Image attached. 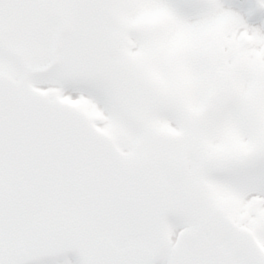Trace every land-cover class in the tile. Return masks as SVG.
<instances>
[{
  "label": "snow or ice",
  "instance_id": "6c2138e0",
  "mask_svg": "<svg viewBox=\"0 0 264 264\" xmlns=\"http://www.w3.org/2000/svg\"><path fill=\"white\" fill-rule=\"evenodd\" d=\"M0 264H264V0H0Z\"/></svg>",
  "mask_w": 264,
  "mask_h": 264
}]
</instances>
